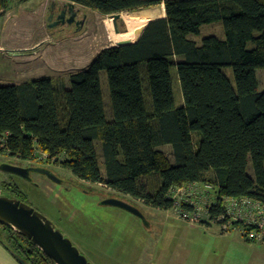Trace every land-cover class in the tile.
<instances>
[{"label": "trees", "instance_id": "trees-1", "mask_svg": "<svg viewBox=\"0 0 264 264\" xmlns=\"http://www.w3.org/2000/svg\"><path fill=\"white\" fill-rule=\"evenodd\" d=\"M12 1L29 0H0V14ZM64 1L107 17L163 4L165 17L150 21L134 44L101 50L85 69L70 74L69 87L48 77L0 85V153L24 162L42 154L46 163L82 181L165 211L175 205L170 189L211 183L216 199L207 207L208 219L222 226L229 222L248 237L256 228L232 221L224 199L248 198L264 206V89L256 75L264 70V0ZM217 21L224 39L210 36L201 44L189 39ZM172 68L181 107L174 101ZM103 72L111 120L105 114ZM95 141L101 143L104 175ZM167 145L174 163L159 150ZM1 190L23 197L4 184ZM0 244L26 264H54L2 225Z\"/></svg>", "mask_w": 264, "mask_h": 264}, {"label": "rangeland", "instance_id": "rangeland-1", "mask_svg": "<svg viewBox=\"0 0 264 264\" xmlns=\"http://www.w3.org/2000/svg\"><path fill=\"white\" fill-rule=\"evenodd\" d=\"M160 7L161 5H158L135 13H121L124 22V26L120 28L122 33L129 29L123 15H135L138 18L144 13H153ZM75 8L78 12L77 21L85 18L82 27H77L74 23L49 27L51 24L46 21L45 31L53 33L47 40L61 46L64 54L76 49V39L78 45L83 43L85 47L83 65L87 66L92 57L102 49L116 46L117 41L113 39V35L117 34L111 17L79 5H75ZM210 36L225 38L222 21L203 25L199 33L190 35L189 39L201 44L204 38ZM44 53L45 50L38 53L27 68L32 69L35 76L40 70L43 71L40 59ZM62 67L64 73L68 72L67 66ZM22 69V66L16 68L18 73ZM224 72L233 83L231 70L225 69ZM256 75L259 90L262 91L264 70H257ZM171 76L175 105L181 107L183 98L175 68H172ZM8 78L0 68V85H5ZM101 86L105 114L107 119L111 120L112 110L105 72L101 74ZM145 96L149 101L146 93ZM95 149L99 169L104 175L99 141H95ZM159 150L174 163L171 146H163ZM45 159V156L39 154L36 160L24 162L6 153H0V189L4 184L7 188L20 191L23 197H18L10 190H2L6 195L19 198L46 217L91 264H264V243L261 240H247L248 237L244 236L240 227L229 222L222 226L207 220L204 215L201 222L191 224L182 219V215L175 209L165 211L145 206L130 196L108 190L102 184L82 181L69 170L46 163ZM4 164L22 168H47L60 182L56 183L36 172L31 173V179L28 181L4 172L1 169ZM247 171L253 178L251 163L248 164ZM207 178L211 180L210 175H207ZM107 199H115L133 206L139 211L140 216L104 204ZM215 199L212 195L204 198L200 204L199 198H196L193 205L207 208L208 201L210 205Z\"/></svg>", "mask_w": 264, "mask_h": 264}, {"label": "crops", "instance_id": "crops-1", "mask_svg": "<svg viewBox=\"0 0 264 264\" xmlns=\"http://www.w3.org/2000/svg\"><path fill=\"white\" fill-rule=\"evenodd\" d=\"M65 4L64 0H29L23 4L12 1L10 7L0 14V68L9 77L5 85H21L34 79L48 77L54 82L63 81L69 87L70 74L85 69L99 53L93 56L85 66L83 65L85 47L83 43L78 45V39H76V49L65 54L61 46H56L58 45L56 42L50 43L47 40L53 35L52 32L45 31V22L50 14L51 6L61 8ZM44 50V56L40 59L43 71L40 70V73L35 76L32 74L33 70L27 68L34 61L35 56ZM66 57L67 60H65ZM63 65L67 66L68 72H65L67 74L63 72ZM18 66L23 68L19 73L16 70ZM197 186L200 189V204L204 198L212 195L215 197L213 190H205L203 183H198ZM0 264L20 263L0 244Z\"/></svg>", "mask_w": 264, "mask_h": 264}, {"label": "water", "instance_id": "water-1", "mask_svg": "<svg viewBox=\"0 0 264 264\" xmlns=\"http://www.w3.org/2000/svg\"><path fill=\"white\" fill-rule=\"evenodd\" d=\"M163 5V4H162ZM77 10L74 3H67L61 8H56L54 5L50 10L47 21L51 24L49 27L56 25H71L74 23L77 27L84 25L83 18L77 21ZM112 23L116 34H121V27L124 22L120 14L111 16ZM145 29V28H144ZM142 29L136 36V40H120L116 43V47L127 46L134 44L142 35ZM1 169L11 175L19 176L25 180H30V174L36 172L48 179L59 183L60 181L53 176L47 168L33 169L16 167L10 164H4ZM104 204L115 206L126 210L136 216H140L139 211L131 205L115 199H107ZM0 225L18 232L27 240L31 241L38 249H40L54 264H91L72 244V242L57 229L52 222L46 217L37 212L28 204L17 198H12L0 189ZM13 255V254H12ZM20 264H26L19 257L14 256Z\"/></svg>", "mask_w": 264, "mask_h": 264}, {"label": "built area", "instance_id": "built-area-1", "mask_svg": "<svg viewBox=\"0 0 264 264\" xmlns=\"http://www.w3.org/2000/svg\"><path fill=\"white\" fill-rule=\"evenodd\" d=\"M205 190H212L209 184L204 185ZM200 189L197 184L187 185L181 188H172L169 191V196L175 201L174 209L182 215L181 218L187 220L191 224L202 221V216L208 220V208L194 206V199L199 198ZM183 204L190 207L191 211L183 208ZM207 204V203H206ZM209 205V201H208ZM208 205H206L208 207ZM210 206V205H209ZM226 215L232 221L242 222L245 225L255 227V230L250 231L248 237L253 240L263 241L264 235V206L251 201L248 198H227L224 199ZM241 213V215H240ZM258 230L259 233L256 231Z\"/></svg>", "mask_w": 264, "mask_h": 264}, {"label": "bare ground", "instance_id": "bare-ground-1", "mask_svg": "<svg viewBox=\"0 0 264 264\" xmlns=\"http://www.w3.org/2000/svg\"><path fill=\"white\" fill-rule=\"evenodd\" d=\"M163 16H165V11L162 5L159 10H156L153 13H145L141 16H138V18H136L135 15L125 14L123 15V20L128 24L129 29L126 33L113 35V39H115L117 42L120 40L130 39L133 42L136 40V36L139 34V32L144 29L150 21L157 17Z\"/></svg>", "mask_w": 264, "mask_h": 264}, {"label": "flooded vegetation", "instance_id": "flooded-vegetation-1", "mask_svg": "<svg viewBox=\"0 0 264 264\" xmlns=\"http://www.w3.org/2000/svg\"><path fill=\"white\" fill-rule=\"evenodd\" d=\"M31 175V174H30Z\"/></svg>", "mask_w": 264, "mask_h": 264}]
</instances>
